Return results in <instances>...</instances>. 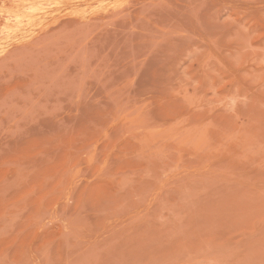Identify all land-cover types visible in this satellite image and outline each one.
Masks as SVG:
<instances>
[{
    "label": "rangeland",
    "instance_id": "1",
    "mask_svg": "<svg viewBox=\"0 0 264 264\" xmlns=\"http://www.w3.org/2000/svg\"><path fill=\"white\" fill-rule=\"evenodd\" d=\"M0 264H264V0H0Z\"/></svg>",
    "mask_w": 264,
    "mask_h": 264
}]
</instances>
